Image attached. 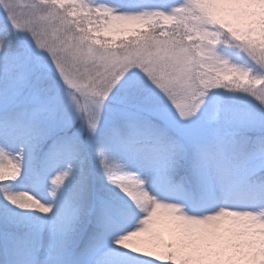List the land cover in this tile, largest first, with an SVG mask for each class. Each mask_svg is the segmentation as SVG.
<instances>
[{"label": "snow or ice", "instance_id": "1", "mask_svg": "<svg viewBox=\"0 0 264 264\" xmlns=\"http://www.w3.org/2000/svg\"><path fill=\"white\" fill-rule=\"evenodd\" d=\"M0 264H264V0H0Z\"/></svg>", "mask_w": 264, "mask_h": 264}]
</instances>
